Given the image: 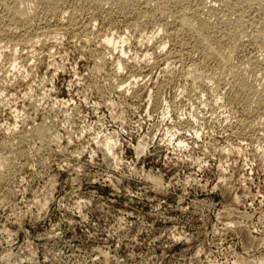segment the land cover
Returning <instances> with one entry per match:
<instances>
[{
    "label": "rangeland",
    "instance_id": "rangeland-1",
    "mask_svg": "<svg viewBox=\"0 0 264 264\" xmlns=\"http://www.w3.org/2000/svg\"><path fill=\"white\" fill-rule=\"evenodd\" d=\"M98 1L2 42L0 264H264V0Z\"/></svg>",
    "mask_w": 264,
    "mask_h": 264
},
{
    "label": "bare ground",
    "instance_id": "bare-ground-1",
    "mask_svg": "<svg viewBox=\"0 0 264 264\" xmlns=\"http://www.w3.org/2000/svg\"><path fill=\"white\" fill-rule=\"evenodd\" d=\"M34 1V0H33ZM32 0H0V5L2 4L4 7H3V9H5V12H6V14H5V20L8 22L7 23V28L6 27H0V49H2V48H4V50H5V47L7 48V46H6V44H7V42L6 41H8L9 43H11V42H14V44H13V47L14 48H17V46L19 45V44H21V43H25V41H23L22 39L23 38H25V40L26 41H28L27 40V33H28V25L30 24V22H31V20H33V17H34V14H35V12H36V8L34 7V8H32V6H31V3L33 2ZM38 1H40V3L41 2H48V3H50V5L48 6V7H50V8H47L46 10H57V8L56 7H58V6H60V1H62V3H65V0H64V2H63V0H38ZM75 1H78V0H75ZM96 1V0H95ZM98 1V0H97ZM101 1L102 0H100V3H101ZM104 1H106L107 2V4H108V2H110V1H113V0H104ZM119 3L118 4H121L122 6H130V5H132L133 6V4L136 2V0H117ZM117 1H115V2H117ZM140 1V0H139ZM142 1V0H141ZM146 1V0H145ZM147 1H149V0H147ZM155 1V0H154ZM158 2H159V0H157ZM161 1V0H160ZM163 1V0H162ZM160 2V10H161V12H163L164 10H165V8H167L170 4H168V1H170V0H166L167 1V3L165 2ZM176 1V3L177 4H179L182 0H173V2H175ZM183 1H186V0H183ZM182 1V2H183ZM221 1V0H220ZM233 1V0H232ZM231 0H222V5H225L224 6V8H226L227 6L229 7L230 6V4H231V2H232ZM242 1V0H241ZM258 0H256V2H257ZM94 2V1H93ZM103 2V1H102ZM106 2H105V4H106ZM138 2V1H137ZM187 2V1H186ZM235 2H237V1H234V2H232V3H234V6H235ZM244 3L246 2V3H252L253 4V2H255V1H253V0H244L243 1ZM242 2V3H243ZM35 6H37V1H35ZM77 3H80V2H77ZM98 3H99V1H98ZM97 3V4H98ZM145 3H147V5L149 6V5H151V4H148V2H145ZM184 3V2H183ZM259 3V2H258ZM34 4V3H33ZM66 4V3H65ZM65 4H64V6H65ZM81 4H83L82 2H81ZM80 4V5H81ZM113 4H115L114 2H113ZM139 4V3H138ZM156 4H159V3H157L156 2ZM165 4H168L167 5V7L165 6ZM175 4V3H174ZM173 4V5H174ZM239 4H240V2H239ZM249 4V5H250ZM252 4H251V6H252ZM44 5H46V4H44ZM43 5V6H44ZM78 5V4H77ZM79 5V6H80ZM120 5V6H121ZM147 5H146V7H147ZM155 5V4H154ZM176 5V4H175ZM242 5V4H241ZM260 5H261V3H260ZM38 6L40 7V5H39V3H38ZM37 6V7H38ZM41 6H42V3H41ZM42 6V7H43ZM156 6V5H155ZM184 6V5H183ZM234 6L231 8V9H233L234 10ZM237 6V5H236ZM61 7V6H60ZM149 7H151V6H149ZM190 7V6H189ZM189 7H187V8H189ZM46 8V7H45ZM62 8H64V7H62ZM72 8H73V6H72ZM152 8V7H151ZM186 8V7H185ZM186 8V9H187ZM238 8H239V5H238ZM42 9V8H41ZM60 9V8H59ZM58 9V10H59ZM77 9H80V8H77ZM191 8H189V10H190ZM213 9V8H212ZM212 9H210V10H212ZM219 9H220V7H219ZM227 9H229V8H227ZM226 9V10H227ZM230 9V10H231ZM49 10L47 11V12H49ZM61 10V9H60ZM73 10H76V9H74L73 8ZM73 10H72V15H73ZM188 10V9H187ZM186 10V11H187ZM240 10V9H239ZM40 11V10H39ZM43 11H45V10H43ZM151 11V10H150ZM167 11V10H166ZM192 11V10H191ZM214 11V10H213ZM228 11V10H227ZM235 11V10H234ZM238 11V10H237ZM242 13L244 12V11H242V10H240ZM75 12V11H74ZM148 12V11H147ZM160 12V13H161ZM183 12H185V11H183L182 10V14H183ZM188 12H190V11H187V13ZM232 12V11H231ZM239 12V11H238ZM240 12V13H241ZM50 13V12H49ZM53 13V12H52ZM164 13H166L167 14V12H164ZM164 13H162V14H164ZM169 13V12H168ZM191 13V12H190ZM229 13H230V11H229ZM232 13H234V12H232ZM41 14V13H40ZM76 14V13H75ZM74 14V15H75ZM155 14H156V12H155ZM166 14L164 15V16H166ZM191 14H193V13H191ZM190 14V15H191ZM214 14V13H213ZM235 14V13H234ZM233 14V15H234ZM47 15V14H46ZM148 15V14H147ZM168 15V14H167ZM203 15V14H202ZM243 16H244V14H242ZM4 16V15H3ZM151 16V15H150ZM183 16V15H182ZM185 16H186V14H185ZM237 16H239V14L237 15ZM236 16V17H237ZM240 16H241V14H240ZM239 16V19L238 18H236V20L237 21H235V22H239L240 23V19H242L241 17ZM170 17V16H169ZM187 17H189V16H187ZM194 17V16H193ZM183 18V17H182ZM192 18V17H191ZM229 18V17H228ZM231 18H232V16H231ZM234 18V17H233ZM244 18V17H243ZM72 19V18H71ZM193 19V18H192ZM192 19H191V21H192ZM230 19V18H229ZM252 19V18H251ZM180 20V19H179ZM223 20H224V18H223ZM263 20V19H262ZM181 21H183V20H181ZM206 22H208L207 20H205ZM225 21V20H224ZM230 21V20H229ZM202 22H203V20H202ZM242 22H243V19H242ZM245 22V21H244ZM184 23V22H183ZM188 23V22H187ZM192 23L193 24H196V23H194L193 21H192ZM200 23V22H199ZM206 24V23H205ZM245 24V23H244ZM4 25V24H3ZM6 25V24H5ZM162 25V24H161ZM179 25V24H178ZM182 25V24H181ZM190 25V24H189ZM238 25V24H237ZM9 26V27H8ZM42 26V25H41ZM136 26V25H135ZM157 26V25H156ZM160 26V25H159ZM180 26V25H179ZM183 26V25H182ZM187 26H188V24H187ZM191 26H193V25H191ZM198 26V25H197ZM212 26V25H211ZM240 26H242V25H240ZM264 26V25H263ZM164 27V26H163ZM184 27H186V23H185V26ZM189 27V26H188ZM202 27H204V23H203V26ZM201 27V35L203 36L204 35V32H206L205 31V29H206V27H204V28H202ZM213 27V26H212ZM211 27V31H212V28ZM190 28V27H189ZM193 29H195L194 28V26L192 27ZM191 28V29H192ZM208 28V27H207ZM215 28H216V26H215ZM236 28V27H235ZM238 28V27H237ZM198 29V28H197ZM210 29V28H209ZM241 29V28H240ZM44 30V29H43ZM160 30H162V28L160 29ZM167 30V29H166ZM242 30V29H241ZM159 31V30H158ZM192 31V30H191ZM196 32H197V30H195ZM216 31V30H215ZM46 32V31H45ZM166 32V31H165ZM210 32V31H209ZM213 32V31H212ZM241 32V31H240ZM160 33V32H159ZM166 33H168V32H166ZM213 33H215V32H213ZM143 34V33H142ZM196 34V33H195ZM197 34L199 35V33L197 32ZM241 34V33H240ZM141 35V34H140ZM144 35V34H143ZM147 35V34H146ZM145 35V36H146ZM156 35H158V34H156ZM206 35V34H205ZM208 35H209V33H208ZM213 35V34H212ZM242 35V34H241ZM240 35V36H241ZM30 36V35H29ZM142 36V35H141ZM149 37H147L148 38V40L151 42V36L150 35H148ZM53 37V36H52ZM124 37V36H123ZM203 37H205V36H203ZM203 37L201 38V41H202V39H203ZM207 37V36H206ZM16 38V39H15ZM113 38V37H112ZM121 38H122V36H121ZM120 38V39H121ZM211 38V37H210ZM32 39H33V37H32ZM36 39V38H35ZM35 39H33V40H35ZM39 39V38H38ZM140 39V38H139ZM112 40V39H111ZM123 40H124V38H123ZM141 40H143L142 38H141ZM208 40L210 41V39L208 38ZM3 41H5L6 42V44L5 45H2V42ZM23 41V42H22ZM37 41V39L35 40V42ZM109 41V40H108ZM122 41V40H121ZM206 43H207V41L206 40H204ZM204 41H202L203 43L202 44H204ZM32 42V41H31ZM34 42V41H33ZM38 42V41H37ZM36 42V43H37ZM139 42H141V41H139ZM143 42V41H142ZM27 43H30V41H28V42H26L25 43V45L27 44ZM111 43H112V41H111ZM110 43V44H111ZM144 43L145 42H143V45H144ZM148 44H149V42H147ZM32 44V43H31ZM34 44V43H33ZM109 44V43H108ZM112 44H115V43H112ZM140 44V43H139ZM208 44H210V42H208ZM29 45V44H28ZM28 45H26V46H28ZM165 44H163V46H164ZM116 46V45H115ZM11 47V46H10ZM159 47V46H158ZM8 48H9V46H8ZM23 49V48H22ZM116 49V48H115ZM208 49V48H207ZM8 50V49H7ZM214 50H216V49H214ZM2 51H3V49H2ZM16 51V50H15ZM211 51V50H210ZM213 51V50H212ZM1 52V51H0ZM152 54V53H151ZM213 54V53H212ZM147 55V54H146ZM145 56V55H144ZM146 58V57H145ZM16 59V58H15ZM13 62V61H12ZM31 62V61H30ZM255 63V62H254ZM261 64V63H260ZM108 136H106L105 138H107ZM105 144H106V146H107V149H108V151L109 152H112L113 153V151H114V145H113V142H112V140L110 139V138H107V140L105 139ZM2 161V160H1ZM7 162V161H6ZM2 163V162H1ZM1 168H2V166H1Z\"/></svg>",
    "mask_w": 264,
    "mask_h": 264
}]
</instances>
